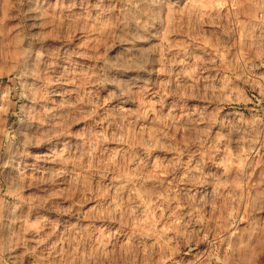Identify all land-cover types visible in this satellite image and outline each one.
I'll list each match as a JSON object with an SVG mask.
<instances>
[{"label":"clouds","instance_id":"9594fccd","mask_svg":"<svg viewBox=\"0 0 264 264\" xmlns=\"http://www.w3.org/2000/svg\"><path fill=\"white\" fill-rule=\"evenodd\" d=\"M0 264H264V0H0Z\"/></svg>","mask_w":264,"mask_h":264}]
</instances>
